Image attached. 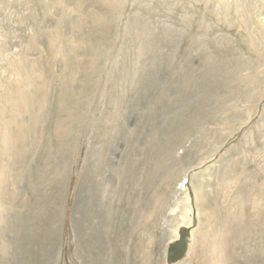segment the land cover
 <instances>
[{"label": "rangeland", "instance_id": "rangeland-1", "mask_svg": "<svg viewBox=\"0 0 264 264\" xmlns=\"http://www.w3.org/2000/svg\"><path fill=\"white\" fill-rule=\"evenodd\" d=\"M183 199L174 264H264V0H0V264H167Z\"/></svg>", "mask_w": 264, "mask_h": 264}, {"label": "water", "instance_id": "water-1", "mask_svg": "<svg viewBox=\"0 0 264 264\" xmlns=\"http://www.w3.org/2000/svg\"><path fill=\"white\" fill-rule=\"evenodd\" d=\"M180 233V238L168 245L166 250L167 264H174L185 256L187 250V239Z\"/></svg>", "mask_w": 264, "mask_h": 264}, {"label": "bare ground", "instance_id": "bare-ground-1", "mask_svg": "<svg viewBox=\"0 0 264 264\" xmlns=\"http://www.w3.org/2000/svg\"><path fill=\"white\" fill-rule=\"evenodd\" d=\"M183 207L179 210L180 212L178 213V215L175 217L176 223H175V227L177 226L178 231H182L184 233H182V236H184L187 239V244H188V235L190 236V230H189V224L190 222L188 221L189 218V214H188V210H187V204H186V199H183ZM10 209V208H9ZM178 210V203L175 204V208L172 209L171 211H176ZM174 221V220H173ZM176 231H175V237H176ZM178 237V236H177ZM180 238V236L175 240H173V242L177 241ZM188 249V246H187ZM187 252V250H186Z\"/></svg>", "mask_w": 264, "mask_h": 264}]
</instances>
